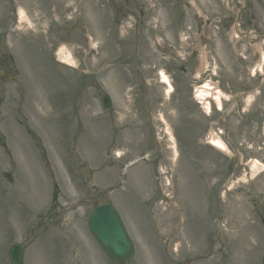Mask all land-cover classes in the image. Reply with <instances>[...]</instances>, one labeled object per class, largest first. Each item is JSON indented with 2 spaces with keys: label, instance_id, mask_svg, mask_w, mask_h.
<instances>
[{
  "label": "rangeland",
  "instance_id": "rangeland-1",
  "mask_svg": "<svg viewBox=\"0 0 264 264\" xmlns=\"http://www.w3.org/2000/svg\"><path fill=\"white\" fill-rule=\"evenodd\" d=\"M234 2L244 0H0V264L35 217L25 264H264V170L241 178L247 159L264 164V80L250 75L264 0L238 18ZM234 22L252 34L236 37ZM206 81L258 85L225 122L242 154L220 200L231 161L201 135L191 96ZM106 202L134 242L129 261L110 260L87 229Z\"/></svg>",
  "mask_w": 264,
  "mask_h": 264
},
{
  "label": "water",
  "instance_id": "water-1",
  "mask_svg": "<svg viewBox=\"0 0 264 264\" xmlns=\"http://www.w3.org/2000/svg\"><path fill=\"white\" fill-rule=\"evenodd\" d=\"M103 101L105 106H110L107 96ZM88 228L109 257L128 260L133 256V242L125 230L119 213L111 204H102L92 210L88 217ZM8 256L12 264H22V246L11 245Z\"/></svg>",
  "mask_w": 264,
  "mask_h": 264
},
{
  "label": "bare ground",
  "instance_id": "bare-ground-1",
  "mask_svg": "<svg viewBox=\"0 0 264 264\" xmlns=\"http://www.w3.org/2000/svg\"><path fill=\"white\" fill-rule=\"evenodd\" d=\"M22 13L23 12L20 10L19 14L21 15ZM234 34L236 35L235 32H234ZM57 56H58L60 61L64 62L67 65H72L74 63L70 57V54L67 53V47L65 44H62L57 49ZM263 62H264V60L262 58H260V62H259L258 67H262ZM158 77H159V81L166 86L165 94L169 95L170 92L172 91V85H171V82H170L168 75L165 72H163L162 70H160L158 73ZM216 90H217V88H216L214 83L212 84V82H206L200 88V92L198 94V97L204 98L205 96H212L215 99V101L217 103H219V99L222 95V92H219ZM245 98H246V102H249L250 100H252L251 92H248L246 94ZM24 135L22 134L19 137H20L21 142L25 146V144H27V142H26V136H24ZM207 137L209 140H211V145L213 147H215L219 150H224V151L226 150L225 145L220 141V139L216 136V134L211 129H209L207 131ZM170 140H172V142H173V137H170ZM173 148H174V144H173ZM174 152H175V150H174ZM117 154H118V152H117ZM250 169H251V176L252 177L256 176L261 172L262 164L258 160H255L252 164H250ZM241 178L243 180L245 179L244 176H242ZM234 183H235L234 181L230 180L226 185L227 188H230Z\"/></svg>",
  "mask_w": 264,
  "mask_h": 264
},
{
  "label": "flooded vegetation",
  "instance_id": "flooded-vegetation-1",
  "mask_svg": "<svg viewBox=\"0 0 264 264\" xmlns=\"http://www.w3.org/2000/svg\"><path fill=\"white\" fill-rule=\"evenodd\" d=\"M226 1H231V0H226ZM250 5V0H244V4H240V2L235 3L234 2V6L236 7H249ZM247 9H242L240 10V13L242 11H246ZM229 18L227 20H225L224 22V26H227L228 22H229ZM239 106H240V99H236L235 100V104L233 106H229L228 104L226 106H224L223 110H224V115L221 116H214V118H217L218 124L223 128V134L224 137L227 139V143L229 145L230 148H234L236 146V143H240L239 140L235 139L234 137L231 136L230 134V126L225 125L226 119L227 117H229L230 115H238L241 117V113L239 110ZM206 127L202 128V133L205 131ZM264 263V261H263Z\"/></svg>",
  "mask_w": 264,
  "mask_h": 264
}]
</instances>
